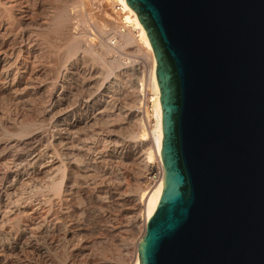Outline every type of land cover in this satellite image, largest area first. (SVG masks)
<instances>
[{"label": "water", "instance_id": "obj_1", "mask_svg": "<svg viewBox=\"0 0 264 264\" xmlns=\"http://www.w3.org/2000/svg\"><path fill=\"white\" fill-rule=\"evenodd\" d=\"M126 1L163 113L140 264H264V0Z\"/></svg>", "mask_w": 264, "mask_h": 264}, {"label": "rangeland", "instance_id": "obj_2", "mask_svg": "<svg viewBox=\"0 0 264 264\" xmlns=\"http://www.w3.org/2000/svg\"><path fill=\"white\" fill-rule=\"evenodd\" d=\"M0 2L9 12L6 14L18 17V27L23 31L21 35L15 38L13 27L11 31L8 26L10 25L11 27V21H9L11 18L5 14V19L7 17L9 20L5 21L3 18L4 26L7 24L8 27L6 26V29L4 28V30L1 29L0 31V51L8 48L5 49L8 58H11V54L14 52H20L19 56L21 59L19 58L17 71L15 72L17 73L20 70L21 72L19 73L25 74L26 80H29L33 88L35 87L34 93H23L18 98L7 95V93L6 95L5 93H0V205L3 202L4 197L2 196L6 188L14 180L13 172L17 169V165L22 164L23 160L28 158L36 142L42 139L49 140L48 138L52 135L51 119L53 120L55 114L56 116L67 114L72 117L70 119L72 120L73 116L79 113L83 115V121L95 115L96 107L93 105L94 101L88 105L86 103L92 97L91 93L93 91L89 82L91 80L90 68L94 64L98 70L101 69L99 72L104 80H102L98 89V96L101 100L111 102V106L114 108V116L112 115L113 118L111 117L112 120L110 119L112 127L109 130L112 133H107L109 130L106 129L103 135L91 137L94 140L92 141L91 139L90 144L86 146V149L89 146L90 149H87L89 152L87 151L85 154L91 153L92 159H95L105 153L106 157L104 156L103 159H111L107 156L109 145L111 143L123 144L125 150L124 154L116 160V164L120 168L116 174L118 173L117 175L119 176V174L126 173L121 178L119 177V181L127 185L126 191L131 199L141 201L143 196H145L142 205L145 204L146 197L150 194L149 186L161 181L158 182L154 177L159 165V160L156 156H154V161L148 164L144 171L138 163L139 154L137 153V148L142 145H146L145 148L151 146L152 152L155 153L152 145L156 122L154 119L148 118V115L153 113L154 105V95L148 87L152 61L146 49H144L145 45L141 44L140 32L133 18L127 12L123 0H0ZM61 11L65 12L68 22L69 18L70 21L72 19L71 23L69 22L72 24H69L71 27L75 28L78 26L76 29L78 34L75 35L73 41H69L70 44L68 41L58 40L52 30L54 28L53 18L55 19ZM0 22L2 21L0 20ZM97 22H99V25ZM106 25L107 29L105 28ZM70 26L69 29L71 30ZM98 28L102 29V31ZM108 29L110 32L105 33V31L108 32ZM101 32L103 33L101 34ZM128 32L133 33L134 37H136V42H138L126 47L123 45V35L124 33L128 34ZM101 43L104 47H107L105 48L106 56H102L103 60H105L103 62L98 57L101 53L99 48L97 50L94 49L96 46L99 47ZM77 44L81 45L80 50ZM85 47L89 50L87 51ZM84 51L85 53H83ZM114 59L117 60V63H115L116 65L113 68L115 67L117 74L119 72L117 77L119 80L114 82L113 89L108 90V81L113 76L110 73L111 68L108 63ZM132 68H140L144 72L138 75L134 73ZM34 80L35 82H32ZM142 85H144V88ZM133 91H137L140 95L138 99H135L136 101L133 100ZM128 104L133 105V109L139 107L141 115L135 111L133 115L138 116L133 117L132 115L130 117L126 110ZM141 117L142 125L137 121ZM81 128H83V124ZM105 146L108 148L106 147L105 149ZM81 156L79 159L88 158L84 154ZM109 165V162L107 164L105 162V165H99L97 169L98 176H96H104L103 174H105V170ZM130 207V205H127L126 208ZM144 207L142 212H137L138 215H142V221H144L146 216ZM135 215L116 206H108V208L97 207L87 217V220H89L87 224H90L89 226L93 230H98L99 228L100 231L106 226L105 228H108L106 229L108 232L106 231L105 235L107 236L110 233L105 244L95 245V258L97 261L106 262L107 264H121L122 259H130L132 264L135 263L137 245L146 232L143 222L141 227L135 230L132 229L133 227H127V222L130 220L128 217ZM118 224L119 226H125L123 231L118 234L120 237L117 234L116 236L112 235L113 233L109 231V228L115 227V225L118 226ZM86 258L85 256L77 257L75 264H86ZM97 261L96 263H98Z\"/></svg>", "mask_w": 264, "mask_h": 264}, {"label": "bare ground", "instance_id": "obj_3", "mask_svg": "<svg viewBox=\"0 0 264 264\" xmlns=\"http://www.w3.org/2000/svg\"><path fill=\"white\" fill-rule=\"evenodd\" d=\"M123 2L127 12L137 25V29L142 38L141 44L145 45L144 49H146L147 54L152 61V68L149 72L148 87L154 95V105L153 113L148 115V118H152L156 122V130L152 145L155 149V153L152 152L151 146L145 148L146 145H142L137 148V153L139 154L138 163L145 171L148 164L154 161V156H156L159 162H162L163 113L160 101V88L156 77L157 64L146 31L139 23L134 11L127 5V1L123 0ZM6 13L9 12L4 8V5L0 4V20L2 21L0 22V31L1 29H6L7 26V24L6 26L3 24V18L5 19L4 16ZM6 16H10L9 18H11V20L6 17L5 21H11V27L10 25L8 26L11 31L13 27L14 36L17 38L18 35H21L23 32L18 27V17L12 14H6ZM53 20L54 28L52 30L58 40L68 41L69 43V41L75 39V35L78 34V32H76L78 26L75 28L70 26L72 25L70 24L72 19L70 21L69 18V23L64 11L59 12ZM97 23L99 25V22ZM69 26L71 27V30L69 29ZM105 28L107 29V25ZM100 31H102V29ZM109 32V29L108 32L105 31V33ZM102 33L103 32H101V34ZM78 40L80 41V39ZM123 41L124 44H122L127 47V45L130 46L136 42V37H134L131 32H128V34L124 33ZM102 43L99 47L96 46L94 49L97 50L99 48L101 53L98 57H100L103 62L105 60H103L102 56H106L105 48L107 47H104ZM80 46L81 45H78L79 50ZM86 48L87 47H85V49ZM5 49L4 51H0V93H5V95L7 93V95H11L14 98H18L19 95L23 93H34L35 87L33 88L31 83H29V80H26L27 78L24 77L25 74H20V70L17 73L15 72L17 71L19 60L21 59L19 56L20 52H14L13 54L10 52L12 57L8 52L7 54L11 57L8 58ZM109 51L111 53L110 49ZM83 53H85V51ZM115 63H117L116 59L108 63L111 68L110 73L113 75L109 81L107 80L108 90L113 89L114 82L119 80L117 79L119 72L117 74L114 69L115 67L113 68V66L116 65ZM90 69L91 74H89L91 78H89L91 80L89 84L93 92H90L92 97L86 103L88 105L94 101L93 105L96 107L95 115L86 121H83V115L79 113L77 115L75 114L72 120H70L72 117H69L67 114L61 116H56L55 114L53 120L51 119L52 135H49V140L42 139L36 142L35 146H32V149L30 148L31 151L28 158L24 159L22 164L17 165L15 171L12 169V171H14V180L8 185L5 192L3 191L4 194L2 197L4 198L0 205V264H75V262H77L76 259L79 256L87 257L86 264H107L106 262H99L95 258V245L106 243V239H108L107 236L110 235V233L107 236L105 235V232L107 231L106 229L108 228L103 226V230L101 229L99 231V228L98 230L96 229L97 231L95 229L93 230V228L89 226L90 224H87V221H89L87 220V217H89L97 207L108 208V206H116L124 211L138 215L137 212H142V210H144L143 206H145L146 216L144 221H142L141 214L128 217L130 220L127 222V227H133L132 229L135 230L140 228L143 222L146 230L150 218L154 215L157 209L160 196L165 186L164 177L159 183L153 186L149 184L150 194L146 197L145 204L142 205L145 196H143L141 201L131 199L126 191L127 185L119 181V177L121 178L126 173L119 174V176L117 175L118 173L116 174V172L120 170L119 165L116 164V160L124 154L125 150L123 144L111 143V145H109L107 156L111 159H103L106 155L105 153V155L102 153L103 156H100L99 158L96 157L95 159H92L90 155L91 153L85 154L88 151L87 149H90V146L87 149L86 146L90 144L91 137L101 136L104 131L106 132V129L109 130L112 127L111 117L112 115L114 116V108L111 106V102L101 100L97 93L103 80L101 77L102 74L99 72L101 69L98 70L95 64ZM132 69L134 73L138 75L142 72L140 68ZM32 82H35V80ZM142 86L144 88V85ZM103 88L105 87L103 86ZM99 93L101 92L99 91ZM132 93L134 96L133 100L139 98L140 95L137 91H133ZM133 107V105L128 104L126 110L127 113H129V116L132 117L135 111L139 112L141 115L140 108L135 106L136 108L133 109ZM136 116L138 115H133V117ZM137 121L142 125V117L140 119L138 118ZM82 124L83 128H81ZM109 132H111V130L107 133ZM93 140L94 139H92V141ZM106 147L107 146H105V149ZM83 154L88 158L79 159ZM105 162L106 164L109 162L110 165L106 168L105 174H103L104 176L101 175L102 178H100L101 176L97 177L98 166L105 165ZM127 205H130L131 207L126 208ZM109 227L111 226L109 225ZM123 228H125V226H119L118 224V226L115 225V227L112 226L109 228V231L113 233L112 235L116 236V234L118 235L123 231ZM118 237L120 236L118 235ZM139 243L137 245L136 261L133 264H140L138 252ZM96 261L98 263H96ZM121 264L132 263L130 262V259H122Z\"/></svg>", "mask_w": 264, "mask_h": 264}, {"label": "built area", "instance_id": "obj_4", "mask_svg": "<svg viewBox=\"0 0 264 264\" xmlns=\"http://www.w3.org/2000/svg\"><path fill=\"white\" fill-rule=\"evenodd\" d=\"M154 177L158 182L164 177V168L162 162H159Z\"/></svg>", "mask_w": 264, "mask_h": 264}]
</instances>
